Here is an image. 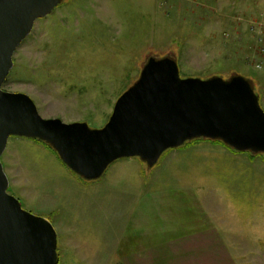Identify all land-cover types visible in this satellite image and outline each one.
I'll return each mask as SVG.
<instances>
[{"label":"rangeland","instance_id":"rangeland-1","mask_svg":"<svg viewBox=\"0 0 264 264\" xmlns=\"http://www.w3.org/2000/svg\"><path fill=\"white\" fill-rule=\"evenodd\" d=\"M150 56L173 57L183 77L243 75L264 109V0H64L3 89L44 118L100 128ZM2 162L9 193L52 222L59 264H264V154L192 140L153 167L122 158L86 180L11 136Z\"/></svg>","mask_w":264,"mask_h":264},{"label":"water","instance_id":"water-1","mask_svg":"<svg viewBox=\"0 0 264 264\" xmlns=\"http://www.w3.org/2000/svg\"><path fill=\"white\" fill-rule=\"evenodd\" d=\"M64 0H0V264H59L52 222L9 193L2 156L11 136L43 141L86 180L101 178L122 158L155 166L170 149L194 139L220 140L238 152L264 154V109L243 75L183 77L176 59L150 56L139 78L117 99L108 122L44 118L34 100L3 89L14 53L38 19Z\"/></svg>","mask_w":264,"mask_h":264},{"label":"trees","instance_id":"trees-1","mask_svg":"<svg viewBox=\"0 0 264 264\" xmlns=\"http://www.w3.org/2000/svg\"><path fill=\"white\" fill-rule=\"evenodd\" d=\"M194 140H201V139H194ZM39 142H41V143H44V144H46L51 150H53L54 151V153L58 156V154H57V152L53 149V147L51 146V145H49V144H47V143H45V142H43V141H40V140H38ZM216 141H220V140H216ZM189 142V141H188ZM222 142V141H221ZM187 143V142H186ZM185 143V144H186ZM231 148V147H230ZM233 151H235V152H237L236 150H234L233 148H231ZM172 150V149H171ZM59 157V156H58Z\"/></svg>","mask_w":264,"mask_h":264},{"label":"crops","instance_id":"crops-1","mask_svg":"<svg viewBox=\"0 0 264 264\" xmlns=\"http://www.w3.org/2000/svg\"><path fill=\"white\" fill-rule=\"evenodd\" d=\"M215 169V168H214ZM210 170V172H211V169H209ZM215 172V171H214Z\"/></svg>","mask_w":264,"mask_h":264}]
</instances>
